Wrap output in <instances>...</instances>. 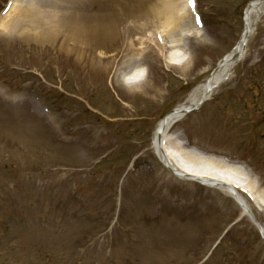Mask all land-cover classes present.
Masks as SVG:
<instances>
[{
  "label": "rangeland",
  "instance_id": "1",
  "mask_svg": "<svg viewBox=\"0 0 264 264\" xmlns=\"http://www.w3.org/2000/svg\"><path fill=\"white\" fill-rule=\"evenodd\" d=\"M161 1L20 0L8 16L16 0H0V264H220L223 246L227 264H264V240L231 197L148 165L158 122L232 50L252 0H199L203 41L189 38L181 53L149 39ZM74 20L97 22L98 38H70ZM132 57L150 72L130 84ZM176 135L247 164L264 194V15L230 76L168 139ZM208 169L199 172H217Z\"/></svg>",
  "mask_w": 264,
  "mask_h": 264
},
{
  "label": "bare ground",
  "instance_id": "2",
  "mask_svg": "<svg viewBox=\"0 0 264 264\" xmlns=\"http://www.w3.org/2000/svg\"><path fill=\"white\" fill-rule=\"evenodd\" d=\"M18 1L20 0H16L15 4L11 7L12 10L8 16L14 9H16ZM185 6V1L183 0H162L160 7L150 13V15L156 18V26L159 27V29H161L164 33V38L166 43H168V47L176 49V53H181L182 51L186 52L187 49H189L187 48L188 38H195L197 42L199 41L200 43L203 41L201 38L203 33L194 26L193 20L188 16L189 12ZM20 12L21 14H24L23 11ZM263 15L264 0H252L244 11L243 30L234 48L220 60L215 70L204 82L196 86L183 102L176 105L171 110V112L167 113L163 118H161L154 130L152 138L153 150L161 160L169 164V166L177 172L198 178V180H201L200 182L202 183L211 185L213 184V186L222 189L226 194L233 196L241 206V214H252L253 210L248 201L240 196L239 193L235 194L231 191V189L228 188V186L231 184L237 185L238 187L248 186L254 197L252 200L256 205L264 210V194L256 193L257 191L254 190V186L249 184L248 177L245 172L243 173L239 166H227V164H224L218 160H214L213 158H207L193 149H183L182 144L179 143L178 140L179 135L174 137H178L177 144H179L178 147L181 148L179 151H173L172 149L175 148V146L171 144L176 140L167 139V135L172 126L183 116H185L191 108H197L201 102H204L210 98L217 88L226 81V79L230 76L232 68L244 56L248 42L255 32V28L259 19ZM2 23L0 24V28H6V26ZM18 24L19 22L17 21L10 28H16ZM150 25H148L147 28L152 26ZM99 28V24L94 20L83 22L74 20L72 21L71 25H66V30L68 35H70V38L74 40L83 38L86 40L82 41L83 45H87L88 43L94 41V39L98 38L96 31L99 30ZM20 32L22 33L23 31L20 30ZM40 32L42 31L40 30ZM188 60H183L181 62L182 67L189 63ZM142 67L143 64H141V61L138 59V57H132L131 64L129 63L128 66L129 69L125 72V75H129L134 78L130 81L131 83L137 82L139 71ZM182 163L186 168L193 166L196 169H186ZM209 167L217 169V172H215L216 174H211V172H199L201 169L211 170L208 169ZM232 179H235V181ZM262 231L264 232V227H262Z\"/></svg>",
  "mask_w": 264,
  "mask_h": 264
},
{
  "label": "snow or ice",
  "instance_id": "3",
  "mask_svg": "<svg viewBox=\"0 0 264 264\" xmlns=\"http://www.w3.org/2000/svg\"><path fill=\"white\" fill-rule=\"evenodd\" d=\"M189 3H190V4L193 3V0H189Z\"/></svg>",
  "mask_w": 264,
  "mask_h": 264
}]
</instances>
